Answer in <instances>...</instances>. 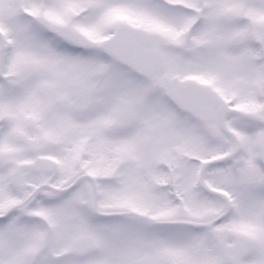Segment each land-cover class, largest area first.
Returning a JSON list of instances; mask_svg holds the SVG:
<instances>
[{"label":"snow or ice","instance_id":"obj_1","mask_svg":"<svg viewBox=\"0 0 264 264\" xmlns=\"http://www.w3.org/2000/svg\"><path fill=\"white\" fill-rule=\"evenodd\" d=\"M0 264H264V0H0Z\"/></svg>","mask_w":264,"mask_h":264}]
</instances>
